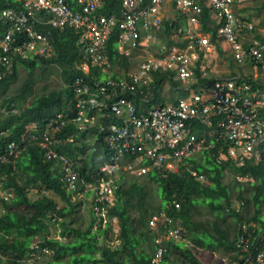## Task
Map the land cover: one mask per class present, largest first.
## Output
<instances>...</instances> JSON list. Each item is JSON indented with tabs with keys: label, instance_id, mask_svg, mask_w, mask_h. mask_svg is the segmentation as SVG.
Segmentation results:
<instances>
[{
	"label": "built area",
	"instance_id": "1",
	"mask_svg": "<svg viewBox=\"0 0 264 264\" xmlns=\"http://www.w3.org/2000/svg\"><path fill=\"white\" fill-rule=\"evenodd\" d=\"M109 1L74 0L79 8L73 10L65 0H18L17 10L2 9L3 75L12 73L17 57L26 59L53 53L48 34L37 32L35 23L60 30L71 28L78 34L80 49L76 68L84 74L72 84L79 99L71 120L79 129L86 130L101 118H110L109 126L99 125V129L108 128L106 139L116 154L111 157L113 162L100 166L99 172L118 169L116 160L125 155L130 159L123 168L137 175L149 168L162 173L175 171L187 159L214 148L217 143H220L218 162L225 159L242 166L250 161L264 166V117L259 114L264 109V93L251 80L212 75L216 72L212 57L214 44L202 30V14L208 8L211 20L207 24L217 25V38L227 45L233 60L237 64L250 61L264 73V43L244 45L242 42L252 24L242 18L237 8L244 7L249 0H117L119 4L116 0L114 4ZM105 7L110 8L109 13L104 12ZM164 19L169 25L177 23L168 36L174 41L170 45L162 35ZM114 29L117 51L137 57L131 61L132 66H119L120 76L106 79L93 76L89 80L86 76L92 69L118 68L111 62L107 49ZM168 71L174 72V78L184 85L187 93L173 102L154 103V78L157 73ZM202 78L209 81L203 82ZM167 82L169 78L163 79L162 84ZM65 124L61 112L50 118L41 147L47 158L65 169L66 180L73 182L75 172L70 159L52 148L55 142H60L53 137L54 133L60 132ZM64 141L73 142L74 138L67 137ZM9 147L12 153L13 144ZM0 160L7 158L0 156ZM111 193L110 187L101 185L96 191L98 201L107 199ZM262 194L264 210V181ZM160 216L154 215L148 221L149 228L156 232L154 243L158 244L153 264L159 263L165 251L161 242L175 240L180 234L177 227L159 223ZM259 228L256 222H242L234 241L237 253L234 264H264V229L258 231Z\"/></svg>",
	"mask_w": 264,
	"mask_h": 264
},
{
	"label": "trees",
	"instance_id": "2",
	"mask_svg": "<svg viewBox=\"0 0 264 264\" xmlns=\"http://www.w3.org/2000/svg\"><path fill=\"white\" fill-rule=\"evenodd\" d=\"M65 1L71 9L78 8L74 0ZM109 2L114 4V0ZM115 3L119 4V1L116 0ZM261 3L264 6V0ZM19 4L20 2L16 0H0V11L4 8L17 10ZM103 10L105 13L110 12L108 7ZM209 19L211 20L210 11L204 8L202 30L209 32L212 39H215L217 25L208 26ZM176 25V22L169 25L167 20L162 23V35L167 39V45L174 43L168 36ZM4 29L5 25L0 21V37ZM34 29L48 34L53 54L50 57L38 55L19 59L12 74L0 80V106L8 108L11 104L21 106L28 99V104L22 106L19 113L9 114L0 119V132L7 131L0 134V153L10 140L16 139L18 133L23 132L28 123L36 122L38 127L42 128L59 111L66 119V124L55 134V138L57 137L60 142L54 145V150L60 155L67 156L73 165L81 162L78 165L80 172L78 182L82 184L81 189L86 184L98 185L96 183L100 178L107 176L98 170L101 163H97L95 159L98 154L94 152L96 149L89 154L88 151L94 146L98 147L100 157L105 159H109L113 152L104 145L107 142L108 129H99L101 120L86 130L79 129L71 120L79 99L73 92L72 84L75 78L84 76L83 72L76 68V63L80 60V51L76 44L77 34L71 28L59 30L46 24L35 23ZM116 39L117 30L114 29L107 46L109 58L112 63L126 68L129 66V58L118 53ZM256 40L264 43V37H257ZM52 64L59 68L58 75L61 81L59 88L36 93L35 69L40 68L41 74L45 75L49 73ZM20 68L26 70V77L10 92L9 88L17 81ZM1 71L2 66L0 73ZM196 74L199 76L198 72ZM93 76L98 78L101 72L92 69L86 77L91 80ZM167 78L170 80V91H177V94L163 97L160 94L163 88L162 81ZM201 81L209 80L202 78ZM152 90L153 102L159 104H164L167 100L175 101L187 93V89L174 78L173 71L157 73ZM259 114L264 117V109L260 110ZM68 135L74 137V142H64ZM219 144L217 143L209 153H203V161L191 158L188 160V168L181 167L178 172L160 173L153 169L147 172L145 179L153 180L161 191L157 207L148 205L147 190L143 182L139 183L135 178L127 180L126 173H120L114 188L112 205L106 208L107 214L115 215L118 220V232L111 240H108V225L93 230L96 217L92 211H89L90 219L84 225L85 217L79 214L78 206L71 200L72 193L68 192L61 182V166L55 165L54 160L48 162L41 147L28 145L24 154L16 161L14 170L7 166L3 167L6 170L3 185L13 192V196L10 203L4 204L6 211L0 215V232L3 234L0 235V260L2 256L6 257L0 264H23L20 260H25L31 252L30 244L35 237L41 240L40 248L46 247V253H52L53 257L45 264H152L158 244L154 243L156 232L149 228L148 221L154 215H161L159 223L172 225L178 221L182 228L178 241L169 239L161 242L165 252L158 264H204L198 259L196 249L208 251L222 249L227 254L232 252L234 260L236 258V252H233L234 241L241 223L244 220L253 221L260 226L258 231L264 228V221L260 217L263 211L261 196L264 167L251 164L250 161H246L242 166L228 160L217 162L215 156ZM189 169L194 170L197 175L193 176ZM223 170L233 173L235 177L247 176L253 179L248 182L253 187L249 198L243 195V184L238 183L240 189L235 197L245 200L243 212L225 210L231 205V188L234 181L228 184L223 182L221 174ZM197 176H203L204 181ZM45 192L56 194L58 198L48 196ZM30 193H35L36 197L30 198ZM58 199L63 205L58 204ZM173 200L178 202L179 207L174 206ZM196 205L206 206L212 213L217 211L231 216L237 227L234 224L229 226L225 224L222 228L217 222H213L214 233L206 228L201 230L192 216L193 207ZM52 217L61 226V237L69 236V240L49 236ZM220 217H222L220 213L217 214L216 218ZM160 228L166 231V227L161 225ZM66 255L68 259L64 261L62 258ZM171 255L175 256L170 258Z\"/></svg>",
	"mask_w": 264,
	"mask_h": 264
},
{
	"label": "clouds",
	"instance_id": "3",
	"mask_svg": "<svg viewBox=\"0 0 264 264\" xmlns=\"http://www.w3.org/2000/svg\"><path fill=\"white\" fill-rule=\"evenodd\" d=\"M17 2H18V0H16ZM76 4V3H75ZM76 6H77V4H76ZM78 8H79V6H77ZM202 16H203V14H202ZM241 16H242V18L246 21V22H248V23H251L249 20H247L246 18H244V16L241 14ZM164 21H165V19H164ZM176 22V21H175ZM252 24V23H251ZM60 30V29H59ZM73 30V29H72ZM252 30H253V25H252V29L251 30H249L248 32H245V34L244 35H247V34H250V32H252ZM4 31H5V29H4ZM204 31V30H203ZM205 33H208L209 34V36H210V39H211V41H212V43L214 44V46L218 43V42H220L221 41V39L220 38H217V35H216V37H215V39H212V37H211V35H210V33L209 32H207V31H204ZM76 33V32H75ZM2 36V35H1ZM244 37V36H243ZM243 37H242V42H243V44L244 45H247V44H252V43H254V42H260V41H254V42H248L247 41V39H246V37L247 36H245V41L246 42H244L243 41ZM77 40H78V34H77ZM222 42V41H221ZM222 43H224V42H222ZM76 44H77V42H76ZM78 46V45H77ZM108 49V48H107ZM79 51H80V49H79ZM119 53V52H118ZM53 54V53H52ZM51 54V55H52ZM50 55V56H51ZM108 55H109V53H108ZM122 55V54H121ZM35 56H38V55H35ZM41 56V55H40ZM50 56H46V57H50ZM124 56V55H123ZM34 56H31V57H28V58H33ZM125 57H127V56H125ZM128 58H129V66H126V68H128V67H130V66H132L133 65V62H131L132 60H133V57L130 55V57L128 56ZM19 59H22V58H20V57H17L16 58V61H15V63H14V65H13V68H14V66L15 65H17L18 64V60ZM234 61V60H233ZM112 62V61H111ZM235 62V61H234ZM245 62H250V61H245ZM245 62H243V63H245ZM243 63H241V64H237L236 62H235V64H237V65H242ZM250 63H252V62H250ZM253 64V63H252ZM113 65L115 66V65H117L118 66V68L117 69H114L113 67L110 69V70H108V71H103V72H105L106 73V75L103 77V76H100V77H98L99 79L100 78H102V79H106L107 77H114V76H120L121 74H122V71H121V69H120V67H122V68H125V67H123V66H121V65H118V64H114L113 63ZM254 65V64H253ZM1 66V65H0ZM120 66V67H119ZM255 66V65H254ZM217 67V66H216ZM215 67V68H216ZM255 67H257V66H255ZM4 68H3V71H1V73L0 74H2L3 75V72H4ZM94 70V69H93ZM94 71H97V72H101V70H94ZM13 72V71H12ZM10 74H12V73H10ZM10 74H4L1 78H0V80L2 79V78H4V76H7V75H10ZM232 78H234V77H232ZM236 79H240V78H236ZM247 79L248 80H251L249 77H247ZM177 80V79H176ZM179 81V80H178ZM169 82H170V80H169ZM180 82V81H179ZM251 82L254 84V86H255V81L254 80H251ZM166 84H168V82L166 83ZM165 84V85H166ZM164 84H162V86L164 87L165 86ZM181 85H183V84H181ZM184 86V85H183ZM257 87V86H256ZM10 89V88H9ZM10 91V90H9ZM11 92V91H10ZM180 98V97H179ZM178 99V98H177ZM0 101H1V98H0ZM169 102H173V101H166V103H169ZM154 103H156V102H154ZM165 103V104H166ZM28 104V99L21 105V106H17V105H15V104H11V106L8 108V107H6V106H0V119L1 118H3V117H5V116H7V115H9V114H16V113H19L20 112V109H21V107L22 106H26ZM59 112V111H58ZM101 121H102V123L100 124L101 126H104V127H107V126H109V120H110V118H101L100 119ZM47 123V122H46ZM46 123L43 125V127L42 128H39L38 127V124L36 123V122H30V123H28L26 126H25V129L23 130V132L21 131V132H19L18 133V137L16 138V139H12V140H10L5 146H4V149H3V152H1L0 153V156H5L6 158H7V160H5V161H1L0 160V215L1 214H3L6 210H5V207H4V204L6 203H10V200H11V198H12V196H13V192L11 191V190H9L8 188H6L4 185H3V181L5 180V178H6V170L3 168L4 166H7L8 168H12L13 170L16 168V161L24 154V152H25V150H26V147L28 146V145H30V144H32V145H37V146H39V147H41V143H43L44 142V134L45 133H47V131H46ZM108 129V128H107ZM7 131L6 130H2L1 132H0V134H4V133H6ZM39 134L41 135V137H39ZM55 134L56 133H54V135H53V137L55 136ZM67 137H73V136H66L65 138H67ZM57 138V137H56ZM74 138V137H73ZM106 143H104V145L107 147V148H110L111 149V151L113 152L111 155H110V157H109V159H105V158H101L100 157V153H99V150H98V147H96L95 148V146L93 147V148H95V149H89V151H88V154L90 153V152H92L93 150H95L94 152H97L98 154L96 155V156H98L99 158H100V160L97 162V163H101L100 164V166L104 163V162H109L110 160H111V157L114 155V154H116V150L109 144V141L106 139ZM64 142H67V141H64ZM74 142V141H73ZM56 143H58V141L57 142H55L54 144H53V146H52V148L54 149V145L56 144ZM11 144H13V152L12 153H10V147H9V145H11ZM42 148V147H41ZM102 149V148H101ZM210 150L211 149H209V150H203L202 152H200V153H198V154H196V155H194L193 157H191V158H196V159H198V160H200V161H203V158H202V155H203V153L204 152H210ZM55 151V150H54ZM56 152V151H55ZM43 154H44V157H47L46 155H45V152H44V150H43ZM199 155V156H198ZM212 155H214L213 153H212ZM217 156V155H216ZM216 156H215V158H216ZM191 158H189V159H191ZM130 158H129V156L128 155H125L124 157H120L118 160H116V161H118V169H112V172H110V173H104V175H106L107 177H101L100 178V180H99V182L98 183H96V184H98V185H90V184H86V185H83V189H81L80 187H81V183H79L78 182V180H80V172H79V169H78V165L81 163V162H77L78 164H75V165H73L72 163H71V165H70V167H71V169H72V171L73 172H75V178H74V180H73V182H69L68 180H66V177H65V174H66V171H65V169H63V167H61V182L63 183V185H64V187L66 188V190L68 191V192H71L72 193V197H74V195H76V194H78V193H82L84 196H83V198L81 199V201L80 202H84L85 200L86 201H88V211H92L93 212V214L95 215V217H96V219H95V222H94V226L93 227H95L96 228V230H98V229H100V227L101 228H105L107 225H108V229H109V234L110 233H113L112 235H114V234H117V232H118V220H117V217L115 216V215H109V214H107V211H106V208L108 207V206H110V205H112V197L114 196V194H115V185H116V176L118 175V177L120 178V173H122V172H130V173H133V175L134 176H136V177H140V176H145L146 174H147V172L148 171H150L151 169H153V170H156V169H154V168H149L145 173H143V174H140V175H137L135 172H132V171H130L129 169H125V168H123V164L127 161V160H129ZM189 159H187L186 160V163H185V165H183V166H179L178 168H177V170H175V171H171V172H178V170L181 168V167H186V168H188V160ZM217 160V159H216ZM52 160H50L49 158H48V162H51ZM112 161V160H111ZM221 161H226L225 159H222ZM113 162V161H112ZM218 162V161H217ZM231 162H233V161H231ZM234 163V162H233ZM145 164V163H144ZM235 164V163H234ZM236 165V164H235ZM100 166H99V168H100ZM262 166V165H261ZM264 167V166H263ZM99 170V169H98ZM190 170V172H191V174L193 175V176H196L197 174H196V172L194 171V170H192V169H189ZM157 171V170H156ZM159 172V171H158ZM166 172H170V171H166ZM223 172H227V171H225V170H223L222 171V173ZM160 173H162V172H160ZM165 173V172H164ZM221 173V174H222ZM223 176V175H222ZM200 180H202V181H204V178H203V176H197ZM238 179H245L244 181H253V179L252 178H250V177H247V176H236ZM263 181H264V178L262 179V191H263ZM101 185H103V186H106V187H110V189H111V191H112V193L110 194V196L107 198V199H103V201H98V196L96 195V191L99 189V187L101 186ZM36 193V192H35ZM45 194L46 195H48V196H52V197H55L56 198V194L55 195H51V193H49V192H45ZM87 196V197H86ZM262 196H263V194H262ZM262 196H261V207H262ZM250 196H248V198H249ZM35 198V197H34ZM236 199H231V205L230 206H228V207H226L225 208V210L226 211H230V210H232V211H239V212H243L244 210H243V207L245 206V200L244 199H239V198H237V197H235ZM71 200L73 201V199L71 198ZM75 202V201H74ZM173 202V204H174V206L175 207H179V204H178V202H176V200H173L172 201ZM76 203V206H78V209H79V211H80V206H79V202L77 203V202H75ZM262 210H263V208H262ZM262 212H264V210L262 211ZM52 221H54V217H52L51 218V221H50V223L52 222ZM89 221V219H87V222ZM244 221H246V220H244ZM55 222V221H54ZM253 222V221H252ZM114 224H116L117 225V229L115 230V231H113V232H110L111 231V229H112V225H114ZM242 224V223H241ZM257 225H258V223H256ZM172 226H174V227H177L178 229H179V232H180V234H179V237L177 238V239H173V240H171V241H178L179 239H180V236H181V233H182V228H181V226H180V224H179V222L178 221H175V222H173L172 223ZM259 226V225H258ZM240 227V226H239ZM260 227V226H259ZM264 229V228H263ZM94 230V229H93ZM95 231V230H94ZM238 231H239V228H238ZM238 233V232H237ZM0 235H3L1 232H0ZM55 238H57V239H61V238H63V239H65V237H61V235H59V236H57V237H55ZM35 239H38V240H35ZM236 239V238H235ZM41 242V240H40V238L39 237H35L34 238V240L31 242V244H30V248H31V252L29 253V255L28 256H30V255H32V256H34V253H38V252H40V253H46V247H41L40 248V245H39V243ZM235 248V247H234ZM41 249V251H39ZM165 252V251H164ZM164 252H163V254H164ZM233 252H236V249L233 251ZM163 254H162V256H163ZM235 256H236V258L233 260V264L235 263V262H237V253H235ZM162 258V257H161ZM161 260V259H160ZM25 260H20V262L21 263H23ZM160 262V261H159ZM153 264V263H152Z\"/></svg>",
	"mask_w": 264,
	"mask_h": 264
},
{
	"label": "rangeland",
	"instance_id": "4",
	"mask_svg": "<svg viewBox=\"0 0 264 264\" xmlns=\"http://www.w3.org/2000/svg\"><path fill=\"white\" fill-rule=\"evenodd\" d=\"M261 2L262 0H249L244 7L237 8L238 13L242 14L244 18L249 20L253 25V30L252 32H250L251 34L247 39L248 42H251V35L258 33V31L262 36H264V6L262 5ZM142 54L143 52H140V56H142ZM136 57L137 56H134L133 59H135ZM50 67L51 68L49 70V73L45 75L41 74L40 68L35 69L36 81H35L34 89L36 93L48 92L49 90L59 88L60 82H61L59 75H58L59 68L54 64H52ZM26 74H27L26 70L20 68L18 79L14 84L11 85L9 90L11 91L15 87H17L20 81L26 77ZM105 75L106 73L101 71V76L104 77ZM160 94L163 97H170V96L176 95L177 91H170V82H168V84H166L162 88V90L160 91ZM95 159L97 162L100 160L98 156H96ZM222 175H223L222 181L225 182L226 184H228L230 181H234V186L231 188L232 199H236L235 196L237 195V192L240 189L238 183H242L244 186L243 195L245 196L251 195L253 187L249 185L248 183L249 181H244L245 179H238L231 172H223ZM125 176L127 180H129L130 178H135L139 183L143 182L147 190L148 205L152 207L158 206L160 202L161 191L153 180L145 179L144 176L136 177L133 175V173H130V172H126ZM117 180H119L118 175L116 176V181ZM29 195H30V198L36 197L35 193H30ZM83 196L84 195L82 193H78L74 195L72 199L73 201L77 203L79 202V206H80L79 214L85 217L83 220V223L85 225V223H87V219H90V215L88 211V206H89L88 201L85 200L84 202H80ZM56 198L58 197L56 196ZM58 204L63 205V202H61L58 199ZM192 211H193V215H192L193 220L196 223H198V227L201 230L206 228L214 233L215 231L213 228V222H217L219 227H222V228L225 227V224H228V226L229 224L231 225L234 224L237 227L235 222L232 221L233 218H231V216L226 215L225 213L222 214L221 212H217V211H213L212 213V211L207 209L206 206L196 205L193 207ZM219 213L222 217L217 219L216 216ZM260 217L264 221V212L261 213ZM68 218L69 217L67 216V219ZM93 229L96 231L95 227H93ZM116 229H117V225L116 224L112 225L111 232L115 231ZM60 231H61V226L58 223L52 221L49 225V236L57 237L60 235ZM115 235L116 234L114 235L109 234L108 240L113 239ZM65 239L69 240V236L65 237ZM35 240H38V239H35ZM186 241L188 242L187 239ZM189 246L191 247V245ZM195 252L197 253L198 259L204 264H233V260H232L233 257L231 255L232 252L227 254L226 252H223L222 249L216 250V251L196 249ZM174 256L175 255H171L170 258H173ZM52 257H53L52 253L38 252V253H34V256L32 255L27 256L23 264H45V262L49 258H52ZM62 259L64 261H67L68 256L66 255ZM4 260H6V257L2 256L0 261L3 262Z\"/></svg>",
	"mask_w": 264,
	"mask_h": 264
},
{
	"label": "crops",
	"instance_id": "5",
	"mask_svg": "<svg viewBox=\"0 0 264 264\" xmlns=\"http://www.w3.org/2000/svg\"><path fill=\"white\" fill-rule=\"evenodd\" d=\"M262 33V32H261ZM251 34V33H250ZM250 34L244 35L243 41L250 36ZM262 36L259 31L256 34L251 35V42L256 41L257 37ZM212 57L216 64L215 71L212 75L218 78H240L247 79L249 77L251 80L255 81V86L264 93V73L259 67H255L250 62H245L241 66L235 64L231 56L230 50L225 43L218 42L212 51ZM233 260V258H232Z\"/></svg>",
	"mask_w": 264,
	"mask_h": 264
}]
</instances>
